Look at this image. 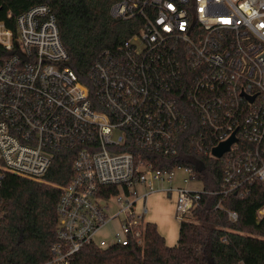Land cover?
Instances as JSON below:
<instances>
[{
	"label": "built area",
	"instance_id": "2783aa9c",
	"mask_svg": "<svg viewBox=\"0 0 264 264\" xmlns=\"http://www.w3.org/2000/svg\"><path fill=\"white\" fill-rule=\"evenodd\" d=\"M110 14L132 20L133 31L101 54L89 81L68 64L48 4L21 12L14 28L0 20V167L41 180L58 151H74L57 240L42 264H70L88 243L142 242L154 192L175 194L184 220L204 194H244L264 180V0H117ZM185 137L197 154L222 160L221 190L206 189L188 165L158 166L150 156L179 154ZM113 220L118 230L102 235Z\"/></svg>",
	"mask_w": 264,
	"mask_h": 264
},
{
	"label": "trees",
	"instance_id": "16d2710c",
	"mask_svg": "<svg viewBox=\"0 0 264 264\" xmlns=\"http://www.w3.org/2000/svg\"><path fill=\"white\" fill-rule=\"evenodd\" d=\"M115 1L0 0V20L14 28L21 12L48 4L68 51V64L80 79L89 81V72L101 54L120 45L133 31L132 20L110 14ZM150 156L157 159L158 166L188 165L206 189H222V160L197 154L189 137L175 156L159 152H150ZM73 163V150L58 151L41 180L0 167V264H42L52 257L61 186L72 179ZM248 187L244 194H204L190 212L191 218L180 221L175 245L166 242L156 222L147 221L142 242L106 248L88 243L71 256L70 264H264V218L259 217L264 180L252 181ZM103 190L115 193L117 186H104ZM228 211H236L237 220Z\"/></svg>",
	"mask_w": 264,
	"mask_h": 264
},
{
	"label": "rangeland",
	"instance_id": "374dc122",
	"mask_svg": "<svg viewBox=\"0 0 264 264\" xmlns=\"http://www.w3.org/2000/svg\"><path fill=\"white\" fill-rule=\"evenodd\" d=\"M1 165V164H0ZM183 175L182 170L177 171V179L175 184H183L181 182V176ZM194 184H190L192 186ZM198 184H195L194 187H197ZM141 189V186L138 187ZM175 194L171 197H168L163 191H158L150 194L146 200V205L148 211L145 214V219L148 221H153L158 224V228L162 235L165 237L166 242L169 245H175L178 242L179 237V224L180 219L175 215V205H174ZM115 206L112 209V213L117 211L116 207V196H113L110 200ZM140 207V203L138 204ZM191 214L188 213L185 219H190ZM119 223L116 220L110 221L105 228L102 230V235L107 236L113 231L118 230Z\"/></svg>",
	"mask_w": 264,
	"mask_h": 264
},
{
	"label": "water",
	"instance_id": "95a60500",
	"mask_svg": "<svg viewBox=\"0 0 264 264\" xmlns=\"http://www.w3.org/2000/svg\"><path fill=\"white\" fill-rule=\"evenodd\" d=\"M236 141L235 133L226 141L220 143L213 148V154L217 157H221L226 151L230 149V146ZM210 264H213L212 262Z\"/></svg>",
	"mask_w": 264,
	"mask_h": 264
}]
</instances>
